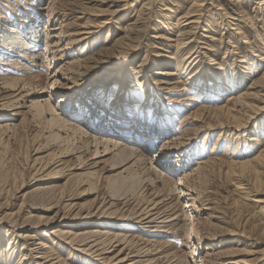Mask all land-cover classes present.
<instances>
[{"label":"rangeland","instance_id":"rangeland-1","mask_svg":"<svg viewBox=\"0 0 264 264\" xmlns=\"http://www.w3.org/2000/svg\"><path fill=\"white\" fill-rule=\"evenodd\" d=\"M198 2L0 0V264L49 236L63 264H264V0ZM240 91L238 118L215 111ZM155 201L168 220L139 224ZM89 226L120 239L49 232Z\"/></svg>","mask_w":264,"mask_h":264},{"label":"bare ground","instance_id":"bare-ground-1","mask_svg":"<svg viewBox=\"0 0 264 264\" xmlns=\"http://www.w3.org/2000/svg\"><path fill=\"white\" fill-rule=\"evenodd\" d=\"M198 1L199 2L196 3V4L199 5V6H201L202 3H203V0H198ZM190 21H194V20H190ZM88 27L89 26H86V28H88ZM87 31H89V30L86 29L85 32H87ZM85 32H83V33H85ZM156 35H160V34H156ZM48 45L49 44L47 43L46 44V47H48ZM169 71L168 72L164 71L163 73H169V74L174 73L173 71H171V72H169ZM236 83L238 85L240 83V81H237ZM254 83H255L254 86H257V84H256L257 81H255ZM260 86H263V85H260ZM119 91L121 92V89H119ZM167 91H169V90H167ZM116 92H117L116 96H119L120 95V92H118V91H116ZM250 97H253V95L249 91H243V92L240 91V92H236V93H231L228 96V98H227V99L231 100V102H232L231 105L220 104V105L216 106L214 109H215V111L217 113L225 114L228 118H236V117L238 118L239 115H240V112L244 110L243 107L248 106V104H250L249 103L250 102L249 100L251 99ZM240 102H241V104H240ZM196 113L197 112H194V115H196ZM197 115H200V112ZM167 117L164 116V115H162L161 113H155L153 115V118L151 119V122H153L154 125L155 124H161V125L162 124H166V125H169V121L171 119V116L169 115ZM220 123H222V122H220ZM8 124H10L9 121H7V120H1L0 121V130L4 129L5 126L8 125ZM134 125H137V123L134 124ZM133 126L127 125V127H128L127 129L128 130H126L127 133H130L131 134V137H133L134 139H136V138H138V139L139 138H143L141 140L144 141V139H146L147 136H148V138L150 140H152L151 139L152 138V135H151L152 131H151L150 128L139 127V126L133 127ZM235 128H237V126H235ZM142 132L147 133V134H145L146 135L145 137H143L141 135ZM164 139H165V141L163 142L161 148H166L165 146L170 144V143H168V142H170V139H168V137H166ZM102 141L103 142H106L105 143L106 144V147L108 145L112 144L113 145V149L114 148L115 149H118V151H115L113 153V156H116L117 158H119L120 161L121 160H129L131 157L136 156V155H138V157H137L136 160L141 159V157H139V156L142 153L139 152V151H143V150L140 147L136 146V145L133 148L132 147L125 146V145H124L125 147L122 146L121 144H123L124 139H122L121 137L115 138V137H111L109 135H106V137H104L102 139ZM124 143H126V142H124ZM120 149H122V150H120ZM105 150H106V148H105ZM106 151H109V149H107ZM123 151H125V152H123ZM262 154L261 153H258V155H255V156H256V158H259ZM200 161L201 160H199V162ZM203 163L198 164V165L201 166ZM239 163L240 164H244L245 161L242 160ZM206 164H210V162H206ZM206 164L202 165L201 167H204ZM172 180H173V178L171 177V180H169V181L172 182ZM175 185H176V183H175ZM256 199H258V198H256ZM151 201H154V200L151 199ZM68 203L69 202L65 203V205H69L70 206V204H68ZM158 204H159V202H156V203L152 204L150 207H146L145 208L146 210L143 212L144 214L142 213L144 216L140 217L137 220V222H139V224H142L143 226H152V225H155L156 223H161L163 221H167L168 219H166L167 218L166 213H163L164 211H162V210L160 211L159 210L160 208H159ZM142 214H140V215H142ZM87 217L88 216L84 217L83 219H86ZM83 219H80V220H83ZM169 219H170V217H169ZM155 226H157V225H155ZM82 229H83L82 230L83 237L82 238H79L78 241L75 238V234H73V232H70L69 229L62 230V229H59L57 227L56 229H53V228H52V230L50 229L49 232H55V234L57 236H64L67 239V242L79 243V244L83 245V248H82L83 250L85 249V250H88L90 254L95 253V254H98V255H100L102 252H104V249H106L109 246H111L112 245V243H111L112 241L119 240L120 239V237L117 236L118 234H115L113 232H112L113 233L112 235H109V233H111L112 230L108 233V229L107 228H99V226H92V227L89 226V227H84ZM26 235L31 236L32 234H26ZM54 240H55L54 237L49 236V239H45L44 241H41L40 239H38L36 241L37 244L35 245V254L34 255L39 258V260L36 261V264H63L65 262V260L54 249H52L53 243H54L53 241ZM152 240H154V239H152ZM99 243H103L104 247H98L97 245ZM45 248H49V249H51V251H49V253H46L47 252L46 250H48V249H45ZM99 249H101V250L99 251ZM105 251H108V250L106 249ZM101 257L103 259L107 257V260L106 259L105 260L107 262H111L110 260L113 259V257L116 258L117 255H115V256H105V255H103ZM120 260L118 259L114 263H117Z\"/></svg>","mask_w":264,"mask_h":264}]
</instances>
